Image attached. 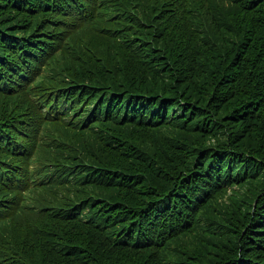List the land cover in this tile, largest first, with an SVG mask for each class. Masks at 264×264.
<instances>
[{
    "label": "trees",
    "instance_id": "16d2710c",
    "mask_svg": "<svg viewBox=\"0 0 264 264\" xmlns=\"http://www.w3.org/2000/svg\"><path fill=\"white\" fill-rule=\"evenodd\" d=\"M0 264H264V0H0Z\"/></svg>",
    "mask_w": 264,
    "mask_h": 264
}]
</instances>
